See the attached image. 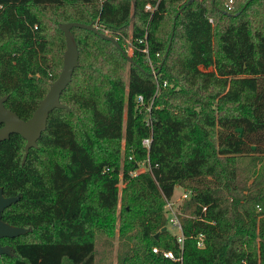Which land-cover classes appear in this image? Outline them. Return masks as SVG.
Segmentation results:
<instances>
[{
  "label": "trees",
  "instance_id": "trees-1",
  "mask_svg": "<svg viewBox=\"0 0 264 264\" xmlns=\"http://www.w3.org/2000/svg\"><path fill=\"white\" fill-rule=\"evenodd\" d=\"M185 1L0 0V96L23 119L61 70V23L132 48L128 61L71 27L65 107L23 163L25 139L0 141L3 195L20 194L2 219L29 228L0 238L13 249L0 264H111L116 233L115 264H264V0H193L175 16ZM179 186L182 247L164 214Z\"/></svg>",
  "mask_w": 264,
  "mask_h": 264
},
{
  "label": "water",
  "instance_id": "water-1",
  "mask_svg": "<svg viewBox=\"0 0 264 264\" xmlns=\"http://www.w3.org/2000/svg\"><path fill=\"white\" fill-rule=\"evenodd\" d=\"M192 1L193 0H186L184 5L177 11L175 16H177L184 6L190 4ZM73 26L92 30L101 37L112 41L116 47H118V49L126 56L128 61H132L131 55L125 52L118 40L115 37L100 31L96 25L92 23L85 24L78 21L61 23L60 29L62 30L65 37V50L63 52L61 70L58 76L50 83L47 92L39 100L38 105L33 110L32 114L27 119L21 118L17 113L5 106L4 102L7 96H0V141L7 139L11 133H17L23 139H25L24 154L21 160L22 163L26 159L29 148L37 146L38 139H40L43 132L46 130L47 120L50 112L54 108L65 107V105L60 102V94L70 82L73 70L78 65V50L74 35L71 31V27ZM169 46L170 43L168 44L167 50L164 53V57L167 54ZM160 66L156 71L152 72L153 75L158 74ZM19 197L20 194L13 196L3 195V190L0 186V238L15 237L29 230V228L9 224L2 219V211L11 203L17 201ZM165 228V226L162 227V230H165ZM157 236L158 233H155L154 237L157 238ZM12 252L13 249L10 245H0V254H12Z\"/></svg>",
  "mask_w": 264,
  "mask_h": 264
},
{
  "label": "built area",
  "instance_id": "built-area-1",
  "mask_svg": "<svg viewBox=\"0 0 264 264\" xmlns=\"http://www.w3.org/2000/svg\"><path fill=\"white\" fill-rule=\"evenodd\" d=\"M146 8L149 9L150 6L146 5ZM143 51L147 52V48H143ZM141 98H142L141 95L137 94V99L139 101L141 100ZM150 142H151V137H146V138H143V140H142V144L147 149L149 148ZM148 161L149 160L147 158V163H148ZM145 168H149V165H146V164H144V162H141L140 166L136 170L131 171L130 174H136L138 171H141V170H143ZM189 193L190 192L188 190H183V192L181 193V198L182 199L187 198ZM173 205L174 204H173L172 197L165 199L164 214L166 212L165 217L167 219V223L177 230V233H174V234L176 236V240H177L179 246L182 247L183 240H184V235L182 233L181 221H180V218H179L180 212H179L178 207L176 209ZM197 246L198 247H202L203 246V234H201V233H199L197 235ZM152 250L154 252H157V248L156 247H154ZM163 256L171 258V259H175V260L180 259V257H178V258L174 257V255H173V253L171 251H164L163 252Z\"/></svg>",
  "mask_w": 264,
  "mask_h": 264
},
{
  "label": "rangeland",
  "instance_id": "rangeland-1",
  "mask_svg": "<svg viewBox=\"0 0 264 264\" xmlns=\"http://www.w3.org/2000/svg\"><path fill=\"white\" fill-rule=\"evenodd\" d=\"M128 54L130 55L132 52V48L129 47L127 49ZM123 184L119 183L118 188H119V196L121 194V188H122ZM183 192V188L182 187H175L174 189V193L172 195V200H173V206L177 209V207L179 206V204L182 201L181 198V193ZM120 207V203H118V208ZM166 214V212H165ZM167 227L170 229V231H172V233H177V230L175 228H173L171 225H169L167 223ZM118 235L116 233V236L113 238V248L111 250V252L109 253L108 259L111 262V264H115L116 263V252H117V247H118V239H117Z\"/></svg>",
  "mask_w": 264,
  "mask_h": 264
}]
</instances>
